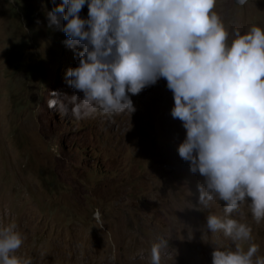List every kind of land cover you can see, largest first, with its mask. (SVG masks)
Wrapping results in <instances>:
<instances>
[{"label":"rangeland","instance_id":"rangeland-1","mask_svg":"<svg viewBox=\"0 0 264 264\" xmlns=\"http://www.w3.org/2000/svg\"><path fill=\"white\" fill-rule=\"evenodd\" d=\"M60 3L0 0V226L17 224L26 237L18 255L33 264H150L161 237V264H212L217 246L233 247L206 229L226 202L199 210L204 177L178 154L186 130L171 116L165 79L129 93L132 114L77 120L48 107L52 92L83 98L65 79L79 57L48 26L46 13ZM214 11L230 32L264 28V0H217ZM244 212L264 256V221Z\"/></svg>","mask_w":264,"mask_h":264},{"label":"clouds","instance_id":"clouds-1","mask_svg":"<svg viewBox=\"0 0 264 264\" xmlns=\"http://www.w3.org/2000/svg\"><path fill=\"white\" fill-rule=\"evenodd\" d=\"M236 2L243 7L248 0ZM216 5L217 0H62L46 13L48 26L62 31L79 57L65 79L83 98L52 92L56 98L48 107L77 120L132 114L129 93L138 95L165 79L174 98L171 116L186 130L178 154L204 177L197 185L199 210L226 202L222 215H207L206 229L222 233L233 247L217 246L212 264H264L253 228L244 222L245 205L256 224L264 221V28L253 24L243 34L239 28L230 32ZM25 239L14 221L0 226V264H33L18 255ZM167 244L162 237L152 244L150 264H161Z\"/></svg>","mask_w":264,"mask_h":264},{"label":"water","instance_id":"water-1","mask_svg":"<svg viewBox=\"0 0 264 264\" xmlns=\"http://www.w3.org/2000/svg\"><path fill=\"white\" fill-rule=\"evenodd\" d=\"M234 1H235V3H237L236 0H234Z\"/></svg>","mask_w":264,"mask_h":264}]
</instances>
